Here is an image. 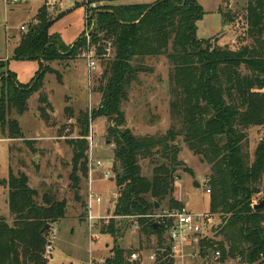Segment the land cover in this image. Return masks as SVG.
<instances>
[{"label":"trees","instance_id":"16d2710c","mask_svg":"<svg viewBox=\"0 0 264 264\" xmlns=\"http://www.w3.org/2000/svg\"><path fill=\"white\" fill-rule=\"evenodd\" d=\"M101 1L110 4L98 7L93 17L86 18V30H92L90 40L84 37L85 32L71 46L50 33L63 13L51 17L46 5L37 11L11 58L37 62L34 78L28 84L18 83L7 69L8 62L0 61V136L22 140L27 150L36 153L33 141L24 139L17 120L7 118L9 112L14 109L22 115L27 111L28 99L38 93V111L46 120L52 107L41 92L44 77L49 73L62 80L49 64L76 61L91 49L100 57L110 43L113 57L106 60L93 89L100 95L99 105L77 115V138L66 140L71 152L68 179L74 199L82 203L80 187L89 175V123L103 117L108 123L107 137L114 146L117 200L113 216L127 218L130 227L137 223L142 237L156 240L155 249L162 252L155 264H173L167 242L171 221L158 225L148 217L185 207L173 196L178 169L184 166L178 160L180 148L176 144L182 138L187 149L210 167L208 213L220 220L217 234L221 240L202 239L201 251L208 255L220 251L222 263L264 264V208H253L254 197L262 192L264 142L256 147L251 160L247 140L250 128L264 126V0H246L249 44L237 50L219 48L210 43L211 39L197 38L196 23L204 12L193 0L133 4L123 3L131 0H86L74 8L82 6L89 12L93 3ZM228 3L223 0L218 9L224 25L235 19ZM161 56L171 65V126L163 135L136 136L125 127L120 107L127 88L140 72L135 64ZM65 111L72 114L69 108ZM156 157L162 162L157 163ZM144 160L155 162L150 177L142 175L140 162ZM182 171L194 178L190 168L184 166ZM2 185L7 188L10 220L0 217V264H47L45 228L47 223L65 218L66 200L57 199L51 190L40 193L31 188L28 176L14 172L11 166ZM131 217L136 219H128ZM99 233L114 239L105 264H130L131 251L116 244L119 229L114 219L106 226L102 224Z\"/></svg>","mask_w":264,"mask_h":264},{"label":"rangeland","instance_id":"374dc122","mask_svg":"<svg viewBox=\"0 0 264 264\" xmlns=\"http://www.w3.org/2000/svg\"><path fill=\"white\" fill-rule=\"evenodd\" d=\"M25 1L20 0L19 3L5 4L3 0H0L1 59L12 54L15 43L20 40L24 32L20 31V27L25 25V28H27L32 21L33 10L24 5ZM56 1L57 4L62 5L64 10L62 17L57 21L65 18V22H69L72 19L70 16L73 12L71 11L75 9L76 4L81 3L83 0ZM37 2L40 3L42 0H37L35 3ZM245 2L246 0L232 1L230 10L234 13L235 19L230 24L227 32L225 31L220 36L210 40L212 45L237 50L249 44L246 35ZM57 4L53 3L49 6L51 17L57 14ZM107 4L110 3L103 1L99 4L93 3L94 7H90L92 11L87 12L86 18L91 17V14L96 12L98 7ZM67 14L68 16L65 17ZM91 31V28L86 30L84 37L87 41L90 40ZM86 54H82L76 61H61L49 64V68L58 71L62 75V80L59 82L54 74L49 73L44 77L41 92L46 95L47 101L49 98L55 108L52 107V111H47L46 120L42 119L38 111L40 107L38 93L32 94L28 99L27 111L22 115H17L14 109L9 112L7 118L16 119L24 135L38 140L33 141V148L36 153L27 150L22 140L5 139L9 141L7 142L6 155L4 152L6 144L0 142V190L1 188L7 189L2 185V182L7 179L5 172L8 162L14 172L21 171L28 176L30 187L37 189L40 193L49 191L48 188L53 189L57 199H65L67 202L66 218L54 224L47 223L49 229L46 238L52 245V252L47 264H88L92 259L99 257L107 259L110 257V250L114 244V239L109 235L99 233L101 228L99 220L96 221L97 230L92 232L94 236L98 237V243L89 244L88 222L83 215V209L85 210L87 204V194L91 192L101 198L102 201L99 205L92 202V215L95 217L104 215L109 217L110 220L114 218L113 206L117 200V189L114 183V146L107 137L108 123L105 118L100 117L89 123L88 136L91 137L92 141H88V160L91 161L93 166L97 161H100L104 163V167L89 172V183L88 180L82 181L80 187L82 203L74 199L68 179L71 171L69 165L71 152L66 140L77 138L79 132L76 123L77 115L80 112H91L98 107L100 95L94 93L93 89L97 86L106 60L113 57L111 51L100 57L95 54L96 68L88 73ZM135 67L140 69V72L137 73L136 80L127 88L126 99L120 107L125 115V127L136 136L163 135L171 126L169 112L171 97L168 77L171 65L165 57L161 56L145 59L141 63L135 64ZM2 78L3 76L0 75V80ZM163 84H165L166 90H163ZM66 108H69L72 114L67 113ZM45 138L47 139L45 140ZM263 138L264 126L250 128L247 131L248 154L251 160H253L254 150ZM0 139H2L1 136ZM24 139L26 140L25 137ZM41 142H45L46 145L41 146ZM176 144L180 148L178 160L194 172V178L182 171L184 166L180 167L174 184L173 196L176 195L180 198L187 209L194 214H203L208 210L209 205V194L206 190L208 188L207 180L210 167L187 149L182 138H178ZM90 145L93 147L91 151ZM111 159L112 161H110ZM34 160H36L35 163ZM154 160L157 163L162 162L158 157ZM154 164L155 162L147 160L141 161L142 175L150 177ZM104 168L111 170L109 171L110 179L108 180L103 177ZM88 169H90L89 165ZM261 187L262 192L254 197L255 204L264 199V176ZM114 195H116V199L112 198ZM0 205L2 206V204ZM163 208H166V203L163 204ZM106 209L108 214L103 213ZM127 221V219L114 218L115 226L119 229V234L115 239L116 244L130 250L131 253H140L142 258L148 257L155 251V239L151 237L149 239L151 241H146V238L138 232L139 226L138 229L133 225L130 227ZM219 224L218 216H213V225L207 232L208 240L215 242L221 240V237L217 234ZM53 232H55L54 239L51 238ZM89 251H91V254ZM234 263L233 261L227 262V264ZM144 264L152 263L145 261Z\"/></svg>","mask_w":264,"mask_h":264},{"label":"built area","instance_id":"2783aa9c","mask_svg":"<svg viewBox=\"0 0 264 264\" xmlns=\"http://www.w3.org/2000/svg\"><path fill=\"white\" fill-rule=\"evenodd\" d=\"M5 4L9 3H17L18 0H3ZM54 0H47V5H53ZM93 4L91 5V7ZM94 7V6H93ZM25 27H21V31H25ZM111 51L110 43L107 44L105 48V53H109ZM87 70L88 73H91L96 68V62L94 59V49H91L87 54ZM105 55V54H104ZM87 142L92 141L91 137L86 138ZM93 149L92 145H90V151ZM89 172L91 173L93 170L100 169L104 167V163L97 161L95 165L89 161ZM109 168H104L103 177L104 179H110ZM89 173V175H90ZM88 175V178H89ZM114 176V175H113ZM89 183V180H88ZM89 187V186H88ZM209 194V191L206 190ZM112 198L116 199V195L112 196ZM95 202L97 205L101 204V198H99L96 194H92L89 192L87 194V204L85 207L86 218H87V227L89 234V243H98V237L92 234L93 231H96V221L99 220L101 225H108L110 218L106 216H93L91 212V204ZM108 214V212H106ZM120 219H127L125 217H114ZM112 218V219H114ZM151 220H153L158 225H166L171 221L170 230L167 232V242L170 247V258L173 260V264H227L222 263L221 260V252L214 251L210 255L208 252H202L199 246L200 241L202 239L207 238V232L211 229L213 225V215L209 213L203 214H194L186 207L181 209L172 210L170 212H162L153 216H149ZM128 219H136L135 217H131ZM100 226V225H99ZM133 227L138 229L137 223L133 224ZM55 232L51 235V238L54 239ZM52 252V245L47 240V245L45 247L44 255L45 258L49 259V256ZM162 252L160 249H155V251L150 254L148 257L142 258L140 253L132 252L128 258V262L130 264H144V262H150L152 264L157 263L159 254ZM92 259V258H91ZM106 258H97L92 259L88 262V264H105Z\"/></svg>","mask_w":264,"mask_h":264},{"label":"crops","instance_id":"0c3cea01","mask_svg":"<svg viewBox=\"0 0 264 264\" xmlns=\"http://www.w3.org/2000/svg\"><path fill=\"white\" fill-rule=\"evenodd\" d=\"M36 1L37 0H26L24 4L27 8H29L30 10H33L34 16H32L31 23L34 22L37 11L43 5H46L48 7V10H50L49 5H47V0H42V2L40 3L38 2L35 3ZM85 1L86 0H83L81 2H85ZM193 1H195L202 8L204 12L202 18L196 23V35L199 40H207V39L216 38L217 36H220L221 34H223L225 31L227 32L229 30L230 25L223 24L222 16L218 12L219 7L223 5V0H193ZM227 1H229L228 4L231 5L233 0H227ZM19 2L20 0H18L17 3ZM149 2H151V0H148V1L147 0H131V1H125L123 3L133 4V3H149ZM54 3L57 4V1L54 0ZM56 11L57 13L63 12L64 10L62 9V5L57 4ZM71 12H73L72 15L70 16L72 18L71 21L65 22V18H63L62 20L55 22L50 28V33L58 35L61 41L66 46H71L72 44H74L78 40V38H80L86 32V14H87L86 8L80 6L78 8H75ZM66 16H68V14L65 15V17ZM21 27H25V25H22ZM21 27H20V31H21ZM18 43L19 41L16 42L14 46L16 47ZM11 58H12V54L5 57L4 59L0 58V61L8 62L7 69L9 72L14 74L15 79L18 83L28 84L34 78L35 74L38 71L37 62L14 61ZM48 101L51 107H53L49 98H48ZM22 134L26 138V140L38 141V140H34L33 138H28L26 135H24L23 131H22ZM46 139L47 138H45V140ZM0 142H3L6 144V146H4V152L7 155V151H6L7 146H8L7 142L9 141L5 139H0ZM40 145L45 146L46 144L45 142L43 143L41 142ZM110 161H112V159ZM35 162L36 160H34V163ZM8 168H9V163L7 162V170L5 172L6 176H8ZM47 190H51L53 193H55V190L53 189L48 188ZM174 198L184 204V202L180 198H178L176 195H174ZM0 202H1L0 204H2V206L0 205V217H3L7 221H9L10 216H9L8 204H7V189L5 190L4 188H1ZM184 206L186 207L185 204ZM208 210H209V205H208ZM208 210H206V212H208ZM106 212H108L107 209L103 213H106ZM66 214H67V209H66ZM83 215L85 219L86 212L84 209H83ZM65 218H66V215H65ZM146 241L149 242L151 240H146ZM154 241L156 242V240ZM128 245L130 244L128 243ZM105 247H107V245H105ZM89 253L91 254V251H89Z\"/></svg>","mask_w":264,"mask_h":264},{"label":"water","instance_id":"95a60500","mask_svg":"<svg viewBox=\"0 0 264 264\" xmlns=\"http://www.w3.org/2000/svg\"><path fill=\"white\" fill-rule=\"evenodd\" d=\"M96 13H97V12H93V13L91 14V17H93ZM163 90H166V86H165V84H163ZM262 140H263V142H264V138H263ZM158 207H159L158 204L155 203V208H156V210L158 209ZM253 208H254L255 211L258 210V209H263V208H264V199H263L261 202H259L258 204H255V205L253 206ZM45 229L48 230V229H49V226L47 225Z\"/></svg>","mask_w":264,"mask_h":264}]
</instances>
